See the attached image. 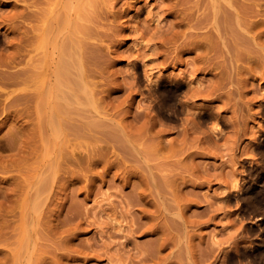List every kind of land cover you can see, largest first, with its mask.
Here are the masks:
<instances>
[{
  "label": "rangeland",
  "instance_id": "rangeland-1",
  "mask_svg": "<svg viewBox=\"0 0 264 264\" xmlns=\"http://www.w3.org/2000/svg\"><path fill=\"white\" fill-rule=\"evenodd\" d=\"M29 1L0 0V15H17L0 18V74L26 68ZM205 1L97 0L88 49L94 102L78 90L70 105L50 103L43 136L31 127L27 82L0 80V264H249L230 254L247 240L227 194L264 130V59L237 54L230 66L217 39L196 45L192 33L208 28L196 24ZM254 1L252 18L264 20V0ZM254 30L263 43L264 22ZM183 74L202 89L216 85L214 93L192 97L176 115L147 108L146 84ZM200 108L220 114L221 134L204 135L209 118L200 129L185 123ZM10 187L12 206L3 196Z\"/></svg>",
  "mask_w": 264,
  "mask_h": 264
},
{
  "label": "bare ground",
  "instance_id": "bare-ground-1",
  "mask_svg": "<svg viewBox=\"0 0 264 264\" xmlns=\"http://www.w3.org/2000/svg\"><path fill=\"white\" fill-rule=\"evenodd\" d=\"M96 1L30 0L29 5H27L29 8L26 15L29 25L26 30V35L24 34V39L30 47H28L30 55L25 62L26 68L14 72H1L0 80L6 86L16 84L17 82H27L26 95L28 96L30 108L32 109L30 115L32 113L31 116L34 118L31 117L33 120L31 127L41 136L44 135V130L49 126L50 114L48 106L50 103L53 102L50 107L51 109L53 105L56 106L59 103L64 104L61 102L70 105V102H72L71 97L76 100L79 99L77 94L78 90L83 91L89 104L94 102L93 91L88 80L90 75L89 63H91L89 57H92V55L88 54V49L91 50L90 45L92 46L93 44H91L89 39H92L97 33L93 28L95 25L93 27L90 25L93 22L95 24L94 19L97 18L95 15H98L97 10L95 13V9L93 8L96 6ZM258 4L254 0H206L204 4L206 10L204 11L203 8V15H200V19L197 17L196 24L198 27L208 28L205 32L203 30L192 33L194 37H198L195 44L198 46H207L206 48L208 49V46L214 44V38L215 40L217 39L216 41H220L227 53L225 54V56L227 55L225 58H227L230 66L233 65L234 57L237 54H244L249 57L252 55L251 53L258 52L261 58L264 59V42L259 43L257 39L258 35H256L257 31L254 30L264 20L252 18V16H255L260 11L257 7ZM12 16L15 17L17 15L7 17L6 15H0V18L2 22H6V20H11L13 18ZM5 37L3 39H6ZM199 54H197L195 60H201L204 57L203 54ZM187 76L167 75V79L164 78L167 81L164 85L160 82H152L154 83L152 85L146 84L148 92V95H146L151 106L149 107L147 104V108H154L158 112L166 108L169 115H176V111H179L177 107L180 109L189 107V100L192 97L200 94L203 95L205 93L204 91H206L205 94L214 93L213 90H215L216 85H213V87L209 85V88L205 87L206 89H202L203 87H198L200 85H194L193 80ZM156 81L159 80L157 79ZM198 82L202 83L200 80H197ZM218 84L219 82H217ZM181 87H183L182 94H178ZM171 99L172 102H170ZM260 105L264 110V101ZM156 110L154 111L157 112ZM209 113V109L203 111L200 108L191 113V117L189 115L184 117L185 123L191 124V127L194 129H200L206 119L208 120L209 118L211 125L208 122L210 125L209 128H205L207 130L202 129L201 131L205 133L204 135L216 136L220 133L216 131L219 129L220 114L216 113L208 116ZM110 121L112 122L113 120ZM211 131L213 134H211ZM110 134L115 136L114 133ZM5 137L7 145H11V142L15 140V133L9 132ZM214 137L212 136L210 138ZM248 147L254 153V156H256L248 159V164L245 166V169L243 168L239 172L240 176L231 184L234 190L227 194V196L233 195L234 204L238 205L236 210L240 215V219L244 222L243 225L245 227L240 236H244L247 241L241 246L236 244L233 249L234 252L230 254L237 256L238 259H245L249 264H264V130L251 139ZM134 150L136 151V149ZM12 159L14 160L15 158ZM13 160L10 163L6 162L9 165L11 164L9 167L15 165ZM151 179L153 186H157L153 174L151 175ZM15 180L17 183V179ZM40 180H44L42 171L40 172ZM11 182H13V179ZM13 188L10 187V189L3 193V196L9 200L7 204L9 206H12L10 197L14 193ZM25 195L26 197L28 196L27 192ZM4 229L5 220L3 219L0 223V237L2 233L5 234ZM25 238L24 249L27 252V245L30 239L27 236ZM226 254V252H223L217 255L216 259H219L221 255L224 257Z\"/></svg>",
  "mask_w": 264,
  "mask_h": 264
}]
</instances>
